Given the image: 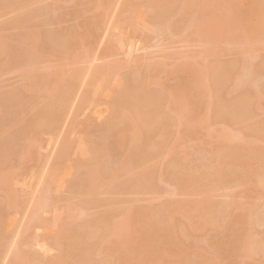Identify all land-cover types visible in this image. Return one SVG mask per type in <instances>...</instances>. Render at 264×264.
I'll list each match as a JSON object with an SVG mask.
<instances>
[{"label":"bare ground","instance_id":"bare-ground-1","mask_svg":"<svg viewBox=\"0 0 264 264\" xmlns=\"http://www.w3.org/2000/svg\"><path fill=\"white\" fill-rule=\"evenodd\" d=\"M36 1L40 0H0V14L7 10L16 14L0 25V72L5 67L12 66L26 80L25 86H16L0 93V192L4 196H0V264L6 262L5 258L11 251V247L17 249L15 248L12 259L7 264H113L111 255L102 253L104 242L109 244L111 250H117L119 246V249H130V254L125 257L126 260H136L135 262L141 264H162L161 257L172 260L175 255L180 257L187 251V249L184 251L181 238H178L179 224H184L186 220H198L197 217H199V220L203 219L204 222L214 224V228L223 226L221 224L226 219L227 208H230L228 206L232 203H230L231 200L227 201V204L222 202L221 205L213 202L210 195L213 190L211 189L212 182L217 181L221 185H228V182L231 184L230 182L235 181V178L237 181L243 178L242 180L247 182L245 184L247 187L253 184L254 187L256 186L254 190H263L262 192L257 191L260 195L257 197L263 196L264 152L261 150L263 147L260 143L264 142V118L262 116V119L256 118L259 116L256 110L259 107L258 110H262L263 107L259 102L264 89V54L257 64H253L250 58L257 55L256 46L264 41V0H146L148 5L156 7L157 17L160 20L157 26L159 35H163L164 31L190 29L193 32L192 41L199 43L200 46L196 54L186 55L184 61L177 64L176 70L179 75L175 77L176 82L169 84L171 87L164 86L165 83L159 79L154 80L155 84L159 83V85L157 83V86L161 87L159 90L150 88L149 84L144 85L146 83L143 79L141 81L144 84L140 83L141 85L136 86L133 81L130 82L129 76L119 83L120 85L114 87L109 79L116 65L106 63V65L96 67L92 62L95 59L91 61L93 56L89 54V47H84V55L78 52L75 42L78 36H74L72 40L63 39L62 32L56 29H42L38 26L33 30L27 28L26 23L44 24L50 12V4L35 6L28 12L20 11L22 4ZM106 2L96 0L95 9L100 16L96 18L95 24L89 26L92 34H95L93 32L99 28L102 16L110 15L113 0L105 4ZM138 7L137 4H130L128 8L131 12L128 23L130 30L134 33L139 31V16L135 14ZM182 20H185V27ZM9 27L15 28V33L10 31L2 35V29ZM121 34L122 32L119 31L114 33V36L119 37ZM117 42L118 38L111 40L112 48L116 47ZM241 46L248 49L244 52L245 56L240 66L236 56L230 60L221 59L223 51L237 50ZM48 53L56 56L54 64L38 68V62L40 60L42 62ZM203 56H214L216 61L201 63L200 58ZM72 58L79 62L90 61V64L94 66L88 69L86 67L68 69L66 65L64 66V62ZM156 66L162 67L164 64L157 63ZM133 75L132 73V77ZM134 77L133 80H135ZM103 84L113 91L110 114L105 122L97 127L98 130L100 129V136L90 138L89 152L93 156L84 164L75 162L81 166L79 169L86 167L84 176L82 173V177L79 176V181L77 180L76 183L84 191L85 196L83 195L82 201H85L86 206L82 201L83 204L75 206L76 208L69 204L66 206L68 209L66 232L54 239L60 251L56 262L46 261L44 258V253L49 250V241L52 239L48 231L42 234L36 232L35 238L31 241V245L39 246L43 254L33 251L23 254L19 243L22 240L27 246L30 245L27 239L29 236L25 234L23 236V232H19L20 235L17 231L11 230L13 225L9 220L10 211L16 208H18L16 211L21 209L22 205L19 207V204L24 202L20 203L21 197L18 196L14 182L25 169L29 156L37 154L38 156L35 155L36 158L35 156L33 158L38 159L36 160L38 167L42 164L43 158L40 157L41 153L38 151L40 145L38 134L46 131L45 133L55 135L61 122L66 120L72 109L74 99L81 87H84L82 99L92 98L89 102L95 103L98 101L99 91ZM34 91H40L41 95L38 100L32 101L26 94ZM85 101L88 102L84 100V103ZM203 105H205L204 115L195 119L198 108ZM18 118L24 119V125L12 131ZM231 122L243 124L242 130H244L241 131L242 133L239 131L240 134L231 133L226 129L221 130L218 135L225 147L219 151L215 164L213 162L210 164L211 160L208 161L205 158L204 162H208L200 161L199 168L189 167V169L180 171L175 168L170 171V176L184 188L193 182L204 181L205 191L203 190L202 202L189 199L179 201L181 202L179 208L185 215L182 223L169 219L171 210L174 211L175 208L179 210L177 209L179 202H172L177 205L175 208H173L174 204L172 206L170 203L166 205L161 203L165 207V210L164 207L162 208L165 211L163 215H168L166 218L163 216L165 218L163 222L168 224V229L166 230V227L160 231L154 222L153 217L156 216L153 212L154 207L142 206L137 200L126 202L119 197L127 191L147 194L158 191L163 168L162 161L156 155L159 154L157 150L167 147V142L171 141L167 150L171 153L175 148L174 144L185 139L182 133L180 134V130L172 135V130L168 128L177 125L178 129L181 126L182 128L190 126L191 129H195L197 124L216 127ZM192 125L194 127H191ZM213 133V129H208L209 137ZM242 145L244 148L246 146L250 160H236L237 163L239 162L238 166L234 162L235 165L231 166V161H235L236 155L241 154L238 153L239 149L244 151L239 148ZM66 147L67 142L61 147L50 169L42 172L41 179L31 195L24 198L31 207L29 214L28 212L25 214H28L27 217L25 216L26 219L28 218V229L34 227L47 228L49 231L55 229L51 226L55 225L60 215L56 214L50 220L44 214L53 208L51 206H53L54 196L51 193L57 187V185L55 188L53 186L59 178L62 167L61 158L67 154ZM81 153L84 154V151ZM201 160L203 161V158ZM16 161L20 166L18 170L16 168L18 165H14ZM244 171H247L250 176L245 173L246 176H244ZM246 177L248 180H244L247 179ZM240 183L244 185L243 182ZM254 190L250 191L254 193ZM103 193L113 196L111 198V195L109 198L103 196V198ZM251 193H249L250 196ZM232 199L234 204L236 201L234 197ZM126 203L128 204L125 207ZM168 205L173 209L167 207L166 212ZM262 205L258 211L251 212L250 215L243 212L238 218L243 219L253 213V218L250 217L253 225L250 224L254 227L255 225L263 226L264 205ZM92 207L102 208L100 214L98 213L99 217H95L96 215L89 211ZM213 211L215 216H213ZM149 214L151 216H148ZM144 218L146 222L143 229L151 230L153 234L150 233L154 236L151 237L150 243L143 245L136 239L131 240L130 236L134 225ZM254 229H256L253 230L254 232L258 231L257 228ZM247 230L248 228L240 231L243 234L240 241ZM249 230L243 242L239 246H234L239 247L237 249L240 253H255L254 255H259L264 260V244H262L264 233L259 230L257 232L259 234H255ZM11 231L17 233L15 235L12 233L10 236ZM241 233L237 234V239ZM6 234H9L8 238ZM260 234H262L260 236L262 243L261 241L259 243L257 238ZM18 235L23 239H19ZM13 236L18 238L15 240ZM164 236L172 239L174 249L170 252L168 250L159 251L163 245L161 238ZM88 237L95 241H87ZM13 240H15L14 244ZM115 241L118 243L114 244ZM16 242H19L18 247L14 246ZM132 243H136V248L131 247ZM204 258L206 259L202 260V258V261L195 264H218L213 259ZM184 259L180 263L189 264V261L184 262Z\"/></svg>","mask_w":264,"mask_h":264},{"label":"rangeland","instance_id":"rangeland-1","mask_svg":"<svg viewBox=\"0 0 264 264\" xmlns=\"http://www.w3.org/2000/svg\"><path fill=\"white\" fill-rule=\"evenodd\" d=\"M102 1H107L105 3L107 4L110 0ZM44 4H50L51 7L50 12L46 16L47 18L44 24H37V22H35V24L26 23V27H29L30 30L35 29L36 26L41 27L42 29H56L57 31H60V33L62 32L61 36L63 37V39L65 38L72 40L74 36H78V38L75 40L78 46V52H80L81 55H84V47H89V54L93 56V58H91V61L95 59L92 62L94 65H96V67L102 66L103 64L106 65V63H110L111 65L115 64L117 66L116 67L114 65V73L110 75L111 78L109 79V81L112 82L114 87L119 83H122L127 76L130 77V82L133 81L136 86H139V84H142V81L145 80L146 84L143 83L144 85L149 84L148 86L150 88H156L157 90H159L161 87L157 86L158 82L156 84L154 83L157 79L161 80L162 83H165L164 86H168L169 84L172 85L174 82H176L175 77L179 75L178 71L176 70L177 64L179 65L180 63H182L184 61V58H186V55L196 54L200 50L199 43L192 41L193 32L190 29H184L183 31L182 29L164 31L163 35H159L157 26H159L160 20L159 17H157L156 7H151L150 5H148L146 3V0H113L110 8V15L108 17L105 15L102 16L99 28H97L93 32L95 34H92V31L90 30L89 26L95 24L94 22L96 18L100 16V13L95 9L96 0H40L38 2L36 1L28 2L27 4H22L20 6V11L28 12L35 6H41ZM130 4H137L139 6L135 11L136 16H139V31L136 33L130 30V24L128 23V20H130L129 17L131 15V12H129L128 9ZM15 15V12L11 10L2 12V14H0V25L2 24V22L13 18ZM181 22L185 27V20H182ZM5 29H2L1 31L2 35L5 34V32L8 33L11 31L12 33H15L16 31V29L13 27ZM119 31H121L122 34L119 37H115L114 33H118ZM116 38H118V42L116 43V47L112 48L111 40ZM40 44L42 45V42H40ZM247 49V47L241 46L237 50L232 49L223 51V53L221 54V59L230 60L231 58L236 56L239 59L238 64L240 66L243 62V56H245L244 52L247 51ZM255 50L257 55L254 56V58H250L253 64H257L262 59L261 56L264 54V41L261 42L260 45H257ZM55 57L56 56L52 55L51 53H48L42 62L40 59V61L38 60V68H44L46 66L53 65ZM213 60L216 61V58L214 56H203L200 58V62L206 64ZM154 63H163L164 66L159 67L156 66V64ZM65 65L68 69H76L80 67H86V69H88L90 66H94L90 64V61L79 62L75 61L74 58H72L71 60H66V62H64V66ZM154 65L156 67H154ZM82 70L86 72L85 69ZM132 73L134 74L133 77L138 74V76L134 77L136 81L132 79ZM66 76L68 77L69 75ZM39 83L41 82L39 81ZM25 85V78L22 77L19 72L16 71L12 66L5 67L0 72V93L2 91H6V89L9 88L12 89L16 86L18 87ZM169 87L171 86L169 85ZM83 91L84 87H81V89L77 93V96L74 99V105L72 106V109L67 115L66 120L61 122V125L54 133L55 135L52 134V136L49 133H45L46 131L44 133H39V136L37 135L40 144L38 151L41 153H39L40 157L43 158V160L40 158V160H42V164H40V166L38 167L36 161L38 159L34 160V158L38 156L37 154H35L36 156H29V160L26 163L25 169L14 182V187L18 192V196L21 197V199L19 197L21 201H18H20V203L23 201L24 202L23 204H19L18 201H16L17 204H19V207H21L22 205V208H19V210L17 211L16 209L18 208L10 211L9 220L10 223L13 225L11 230L13 229L18 233L23 232V236L24 234L25 236H29L27 239L30 242V245L27 246L25 242L21 240L20 243L16 242V245L14 246L18 247L17 244L19 243L20 249L22 250L23 254H29V251L38 252V254H43L41 252L42 249L39 248V246L37 247L36 245H31V241H33V239L35 238L36 232L42 234L48 231L52 239L49 241L48 244V252L44 253V258L46 261L52 260V262H56V258L60 254V251L58 250L54 239L59 236H62L66 232L68 223V209L66 208V206L69 204L71 207H75L83 203L86 206L85 201H82L83 195L85 196V194H83L84 191L81 190L79 185H76L77 180L79 181V176L82 177V173L84 176V168L86 167L82 165L84 168L79 169V167L81 166H78L79 163L76 164L75 162L78 161L84 164L88 162L89 159L93 156V154L89 152V148L91 145L90 138L100 136V129L98 130L97 127L100 124H103V122H105L106 118L110 114V102L112 100L113 94L112 90L107 89L103 84L99 91L97 99L98 101L95 103L89 102L90 100H92V98L82 99ZM40 95V91L27 92L26 94V96L30 97L32 101L38 100ZM84 100H87L88 102L85 101L86 103H84ZM259 103L262 104V106L264 107V89L263 96L262 98H260ZM263 107L262 110H258L260 107L257 108L256 113H259V116L256 118L260 119L261 116L262 118H264ZM204 113L205 105L200 106L198 108V111L195 115V119L201 118ZM256 118L255 120L258 121V119ZM23 121L24 119L21 120V118L16 119L15 126L13 127L12 131H15L18 127H22L24 125ZM194 125H192L191 127H194ZM242 125L243 124L234 122L222 126L217 125L216 127H211L208 124H197L195 125V129H191L190 126H187V128L185 125L184 126L187 129H185L184 127L182 128V126L180 127V129H178L179 126L173 125L172 127L168 128V130H172V135L175 134L178 130H180V134L182 133L185 139H180L181 142H176L174 144L175 148L171 153L167 151L169 145L171 144V141L167 142V147L165 146L162 150H157V153L159 154L156 155L159 156V160L162 161L163 168V176L162 180L159 182L160 188H158V191L151 194L127 191L123 194H120L119 197L122 200H125L126 202H130V200H137L138 203L142 206H145L147 208L154 207L153 212L156 216L159 215V217H156L154 215V222H156V226L158 225L157 229L163 231L168 226V224L163 222L166 216H168L163 215V213L165 212L162 210V208L164 207L163 204L166 205L167 203H170V205L172 206L174 204L173 208H175V206L177 207L175 203L179 201L182 202V200L184 201L189 199L198 200V202H202L204 195L203 193L205 191L203 187L204 181L193 182V184H189L184 188L180 186L178 182L170 176V171L175 170V168H177L179 171L189 169V167L199 168L201 162L207 163L209 159L211 160L209 161L210 164L211 162L215 164V161H217L216 159L219 157V151H221L225 147L224 142L220 140L218 134H220L222 129H226L231 133H239V131L241 132L244 130H242ZM208 129L214 130L213 135L210 137L208 136ZM165 131L166 130H164V132ZM160 141L162 142L161 139ZM65 142H67V147L65 148L67 150V154H65L61 158V172L59 174L57 182H55L53 186L55 188L57 185V187L55 188V190H52L51 193L52 196H54L53 206H51L53 208H50L44 214L47 219L50 220H52L56 214L60 215L59 218H57L55 225L51 226L55 227V229H50V231L47 228L37 229L34 227L28 229V218L26 219L25 216H28L31 207L27 204L24 198H28L31 195V192L35 189L36 185L38 184V181H40L41 179L40 177L42 172L44 170H49L52 163L56 161L59 151L61 147L65 144ZM260 145L264 148V142H261ZM239 148L244 149V151L239 149L238 153L241 154H237V157L235 156L236 159L234 158L235 161H231V166L235 164L238 166L239 162L237 163L236 160H250V156L249 154H247V151L245 149L246 146L244 148L242 145V147ZM263 148L260 149L264 152ZM81 151H84V154H82ZM202 158L203 161L201 160ZM205 158H207L208 161L205 160L206 162H204ZM233 162L235 164H233ZM213 163L212 165H214ZM14 165H18L16 167L17 170L20 168L18 161H16ZM173 165L174 167H171ZM247 171H244L243 174L245 173L247 176H250V174H248L250 170L248 172ZM245 174L244 176H246ZM251 177L249 178L251 179ZM246 178L247 179L244 180H248V177ZM240 179L241 180L237 181L235 178L236 183L232 180L230 182L231 184H229L228 182V185H221L217 181L215 183L212 182L211 189L213 188V190L211 191L210 195L215 204L219 205L220 203L221 205L222 202H224L225 204L227 201L229 202L230 200L232 201H230V203L233 204V197L236 201L234 202L233 206L232 204L230 206L227 205L230 208H227L226 219L221 224L224 227L219 226V228H214V224L211 225L207 222H204L203 219L199 220V217H197L198 220L194 219V221L186 220V222L183 224L181 221H184L183 218L185 215L179 208V204L181 202L178 203L177 209L179 208V210H176L175 208L174 211H170L171 213L169 214V219H172L173 222L174 220H176L177 222L182 223L179 224L175 221L177 224H179V231L177 230V234H179V236H177L178 238H181L184 251L185 249H187V251L180 257L178 255H175L172 260L166 257H161L162 264H164V262L165 264H177L178 262L179 264H181L184 258H186L184 259V262H186L187 260L189 261V264H195L196 262H200L202 258V260L206 259L204 257H207L208 259H213L215 262H218V264H264L263 258L261 259L259 255H254L255 253H240L238 252L239 247H236L243 242V239L245 238L244 236L248 234L249 229V231H255L256 229L254 228H257L258 231L260 230L264 233V225L260 227L256 225L255 227L252 226V219L250 220V217L253 218V213L251 214V216H249L251 212L258 211L261 204L264 205V192L263 196L257 197L260 196L257 191L260 190L262 192L263 190H254L256 186L254 187L253 184H251L253 187L249 184H247L249 185L247 187L245 185L247 182H244L242 180L243 178ZM240 182H243L244 185ZM248 188L250 190H254L255 192L253 193V191L248 190ZM249 193H251V196L249 195ZM110 195L111 194L103 193L102 197L104 196L105 198H109ZM0 196H3V193L0 192ZM112 196L113 195H111L110 198ZM81 201L83 203H81ZM174 201L175 203L172 204V202ZM127 204L128 203H126L125 207L127 206ZM167 207L170 208V206H166V212L168 211ZM217 210L219 212L218 208ZM249 210L251 211L249 212ZM89 211L96 215L95 217H99L98 213L102 211V208L92 207V209H90ZM201 211H199V213ZM27 212L28 214L25 215ZM215 212L213 211V214ZM243 212L244 214L248 213L249 215H247V217L242 216L243 219L239 217L241 219L240 220L238 216L242 215ZM148 216H151V214H149ZM213 216H215V214ZM145 222V218L141 221H138L136 225H134L135 227L133 228V231L130 236L131 240L136 239L139 241L140 244L142 242L143 245L150 243L149 241H151V237L154 236L152 235L153 233L151 232V230L149 231L143 229ZM247 228V233L244 234V236L242 237L243 239L240 241V238L243 235L240 231L244 229L246 230ZM167 229L168 227L166 228V230ZM166 230L164 232H166ZM254 231L251 233L256 234L258 232ZM17 232L13 233V231H11V233L9 234L10 236H12V233L13 235H15ZM239 233H241V235L238 240L237 236L239 235ZM9 234H6L5 236ZM262 234H260L259 237L257 236L258 242L261 241L262 237V240L264 241V235L260 237ZM8 237L9 236H7V238ZM13 237L15 238V240L16 238H18L17 236ZM21 237L19 236V239ZM15 240H13L12 243H15ZM161 240V244L163 243V245L160 244V252L166 250L170 252L174 249V245L171 243L172 239L170 237L164 236L163 238H161ZM87 241H95V239L88 237ZM116 243L118 242L115 241L114 244ZM170 243L172 244V246L170 245ZM231 244H233V247H229ZM119 247L117 250H111L109 244L107 242H104L102 253H104L105 255L106 253L111 255L113 264H141L139 262H135L136 260H126L125 257L130 254V249H119ZM131 247L136 248V243H132ZM15 248H10L11 251L7 254V257L5 258L6 262L4 264H7V262L12 259V253L14 252ZM141 252L143 253V250ZM201 252L203 253L201 254Z\"/></svg>","mask_w":264,"mask_h":264}]
</instances>
